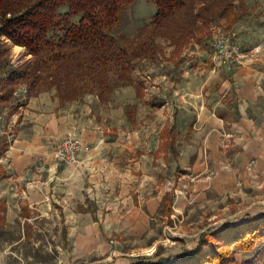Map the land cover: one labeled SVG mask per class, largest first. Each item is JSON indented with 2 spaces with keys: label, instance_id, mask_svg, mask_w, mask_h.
Returning <instances> with one entry per match:
<instances>
[{
  "label": "crops",
  "instance_id": "1",
  "mask_svg": "<svg viewBox=\"0 0 264 264\" xmlns=\"http://www.w3.org/2000/svg\"><path fill=\"white\" fill-rule=\"evenodd\" d=\"M160 39L157 40L159 46ZM252 39L239 38L247 49L250 47L248 53H255L254 62L245 58L232 71L224 67L215 69L213 66V70L206 73L194 68L196 61L200 63L197 57H185L186 54H193L190 50L192 42L182 50L185 59L180 60L174 45L164 39L170 43L169 51H173L170 52L176 61L173 67L179 65L183 69V64H187V67L173 80L165 74L154 78L142 76L144 88L141 96L137 95L138 89L132 85L136 89L133 87V100L127 104L137 106L133 122L126 114L127 104L121 109V115L135 132L130 131L126 140L129 141L126 144L129 156L124 160L120 157L124 164L115 161L107 166L95 162L94 149L107 145L105 127L103 123L95 121L87 123L86 109L77 111L75 108L73 111L77 101L63 105L56 99V104L52 106L43 96L28 99L23 116L30 113L36 119V127L44 129L41 136L59 140L68 134H76L88 149L80 152L76 164L57 165L52 170L57 174L43 182L24 175L31 163L30 142L15 141L11 144L7 150L11 165L5 167L2 163L7 169V176L0 179V197L7 202V222L15 194L27 202L29 208L38 210L37 206L50 199L43 196V192L51 181L71 183L73 179L79 180L83 187L81 195L76 196L80 203L79 212L90 214L92 223L87 218L81 219L84 223L76 227V230H81L76 235V245L93 246L97 240V230L103 235L108 230L117 232L121 229L125 234L142 238L151 234L154 221H161L164 232L169 230L173 233L174 224L184 222L193 208L217 205L223 199V192L244 190L245 185L264 186V42L257 43L255 37ZM158 82L162 83L159 90L164 89V92H155L149 85ZM138 98L145 100L143 105H137ZM157 100L159 103H155ZM38 104H42V108L32 113ZM178 126L186 127L187 135L183 140H180L182 134L176 129ZM171 128L174 129L173 135L163 134V129ZM139 132L141 136L137 137ZM173 136L176 151L167 146ZM137 140L140 141L139 145L136 144ZM40 141L43 143L46 140ZM171 159L175 163L173 181L166 179L160 170L162 166L167 168ZM89 166H93L89 179L93 185L85 195L87 182L81 170ZM112 166L118 186L116 192L111 184L104 182L110 178L108 169ZM177 167H180L179 173H176ZM105 184L107 186L103 188ZM173 190L172 213H160L164 195ZM103 191L109 194L104 195ZM34 195L43 198L37 199ZM110 207L112 211L104 214ZM62 222V231L67 238L70 227L64 218ZM206 231L202 229L196 233V239ZM158 241L157 238L153 239L149 247L154 248ZM126 254L128 257L120 258L116 264H131L135 260L130 258L132 254Z\"/></svg>",
  "mask_w": 264,
  "mask_h": 264
},
{
  "label": "rangeland",
  "instance_id": "2",
  "mask_svg": "<svg viewBox=\"0 0 264 264\" xmlns=\"http://www.w3.org/2000/svg\"><path fill=\"white\" fill-rule=\"evenodd\" d=\"M247 1L250 7L248 13L237 20L233 26H229L225 19H218L211 25L210 35L205 33L201 35L200 39L192 41L190 50L193 51V54L191 56L186 54L185 57H197L200 63L196 61L194 68H197L198 71L203 70L206 73L210 69L213 70L212 57L214 50H212V43L221 32L236 33L235 42L243 49L244 59L254 62L255 57L253 56L255 53H248L250 47L247 49L246 44H243V41L239 38L250 37L252 39V37H255L257 43L264 42V0ZM62 11H67V9H62ZM155 11L156 6L153 2L135 0L122 13L121 25L114 31V35L118 37L120 34L131 37L137 35L141 26L151 20L150 18ZM162 39L159 40L160 50L158 54L153 58L137 61L134 77L139 78L138 82L141 81L142 76L146 75L154 78L165 74L169 78L172 77L173 80V77L180 71L186 69L187 64L182 65L183 69L179 65L173 67V63L176 61L173 60L170 53L173 51H169L170 43L168 44L166 43L167 40ZM262 44L264 45V43ZM10 47V55L16 65L22 64L32 57L26 54L25 48L11 43ZM176 56L180 60L185 59V57H182V52H176ZM208 60L211 62L209 63ZM161 84V82H158L149 85L153 90L155 89V92H164V89L159 90V86L162 88ZM133 87L127 85L118 88L106 103L99 102L94 94H86L75 100L78 103L73 111L75 108L77 111H79L78 109H86L88 111L87 117H85L87 123L95 121L104 124V133L108 140L107 145L94 149V156L97 158L95 162L99 165L105 164L108 166L109 163L115 161L124 164L121 163L120 157L124 160L130 154L126 149L129 141L126 140L129 133H133V131L130 123L127 122L128 120L121 115V109L125 107L129 100H133V89L135 88ZM34 96H43L44 100L47 98L52 106L56 104V99H58L56 89H50L44 83L36 86H29L26 82L18 83L10 103L3 105L0 110V141L7 136L10 147L15 141H29L31 163L24 175L26 178L29 177L35 181L44 182L49 176L57 174L52 171L55 170L57 165L66 166V164L63 162L58 163L56 160L55 150L60 139L53 140L41 136L44 129L39 130L36 127V119H33L30 113L26 114V117L23 116L28 99ZM137 101V105H143L145 100L138 98ZM155 103H159V100ZM16 106H18V109L11 114ZM40 108H42V104H38L32 110V113L39 112L38 109ZM89 109H91L90 113ZM176 129L182 134L180 140H183L184 135H187L186 127L178 126ZM136 135L137 137L141 136L140 132ZM43 139L46 141H43V143L40 141L39 143V140ZM139 142L137 140L136 144L139 145ZM7 153L6 151L1 159V163H4L5 167L11 165L12 161L8 158ZM168 163L170 165L167 168L163 166L160 168L162 170L161 174L166 179H172L173 181L175 163H173V159L169 160ZM92 167H85L81 170V174L87 182L84 188L85 195H88L87 191L93 185V182H89ZM72 171L75 174V168ZM108 172L110 178L104 179V182L111 184L114 192H116L118 186L115 180V168L112 166L108 169ZM107 184L103 188H106ZM82 188V182L79 180L75 181L73 179L71 183L51 181L43 192V196L45 195L50 199L46 200L44 198L45 201L37 206L38 210L29 208L27 202L19 199L18 195L15 194L11 201L9 222H7L4 233L0 238L1 264H116L120 258L127 256L126 253L133 255L132 257L129 256L135 259L132 263L149 259L159 264L162 259L175 258L181 252L190 251L197 241L195 234L202 229L205 231L221 229L224 226L234 225L241 219L264 213V186L249 187V185H245L244 190L231 189L228 192H223V199L217 205H207L206 208H193L190 214L187 213L184 222H176L174 226L170 225L174 228L173 233L169 230L164 232L161 221H154L151 234L144 235L142 238L133 237L128 233L125 234L124 230L121 231V229L117 232L108 230L107 233L101 235L99 230L96 229L95 236L97 240L93 246L86 244L77 246L76 239L78 236L76 237V235L81 232V230H76L77 225L81 222L84 223L81 221L82 218H87L88 222L92 223L90 214L79 212L80 203H78L76 196L81 195ZM102 194L106 195L109 192L103 191ZM34 198L41 199L43 197L34 195ZM111 211L110 207L104 211V214H109ZM63 218L67 226L70 227L67 229L69 232L67 238H65L64 231H62ZM190 221L193 223L190 224ZM155 238L159 240L158 245L154 248L149 247L150 242ZM263 246L264 244L259 243L252 252H236L235 257L238 261L252 260Z\"/></svg>",
  "mask_w": 264,
  "mask_h": 264
},
{
  "label": "trees",
  "instance_id": "3",
  "mask_svg": "<svg viewBox=\"0 0 264 264\" xmlns=\"http://www.w3.org/2000/svg\"><path fill=\"white\" fill-rule=\"evenodd\" d=\"M134 1L0 0V110L10 103L16 85L23 82L55 88L63 105L86 94L106 103L118 88L127 85H135L141 96L144 84L134 77L136 64L159 53V37L170 40L180 53L201 35H210L216 20L225 19L233 26L249 11L247 0H149L156 11L137 35L115 36L122 13ZM10 43L25 48L32 57L16 65ZM136 108L126 105L132 122ZM162 132L173 135L174 129ZM167 146L176 151L175 136ZM9 147L5 136L0 141V179L7 176L1 159ZM179 171L177 167L176 173ZM174 197V190L164 195L160 213H172ZM6 212L7 202L0 197V238L7 225ZM259 243L264 244V213L206 231L190 251L159 264H264V246L252 260L235 257L239 251H254ZM131 264L158 263L147 259Z\"/></svg>",
  "mask_w": 264,
  "mask_h": 264
},
{
  "label": "built area",
  "instance_id": "4",
  "mask_svg": "<svg viewBox=\"0 0 264 264\" xmlns=\"http://www.w3.org/2000/svg\"><path fill=\"white\" fill-rule=\"evenodd\" d=\"M235 35L234 32H221L212 43V50H214L212 61L215 69L224 67L232 71L242 63L245 53L241 46L235 42ZM87 149L80 136L66 135L60 139L55 150L56 159L59 162L76 164L79 161L80 152Z\"/></svg>",
  "mask_w": 264,
  "mask_h": 264
}]
</instances>
